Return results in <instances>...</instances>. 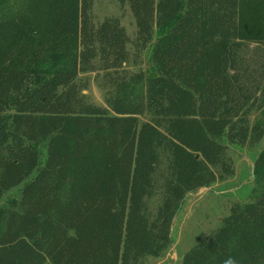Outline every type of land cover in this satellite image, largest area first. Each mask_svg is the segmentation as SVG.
Returning a JSON list of instances; mask_svg holds the SVG:
<instances>
[{
  "label": "trees",
  "instance_id": "obj_1",
  "mask_svg": "<svg viewBox=\"0 0 264 264\" xmlns=\"http://www.w3.org/2000/svg\"><path fill=\"white\" fill-rule=\"evenodd\" d=\"M122 1L137 49L156 32L151 76L127 71L128 37L115 17L93 23V0H21L0 14V264L157 258L185 196L233 177L228 148L264 135V120L249 121L264 113V0ZM95 71L104 106L77 81ZM252 177L255 197L179 264H264V146Z\"/></svg>",
  "mask_w": 264,
  "mask_h": 264
},
{
  "label": "rangeland",
  "instance_id": "obj_2",
  "mask_svg": "<svg viewBox=\"0 0 264 264\" xmlns=\"http://www.w3.org/2000/svg\"><path fill=\"white\" fill-rule=\"evenodd\" d=\"M20 1L0 0V14L12 11ZM91 15L95 25L108 17L117 18L129 40L126 45L129 54L127 71L136 72L141 69L145 76L153 75L150 53L156 39V32L143 50L137 49L134 45L136 37L135 24L125 1L93 0ZM248 27L250 28L249 25ZM252 49L253 46H249L245 58H251ZM101 75L102 73L98 71L81 73L78 75L77 81L81 86L86 87L83 94L89 103L104 106L103 93L105 85L101 80ZM249 117L250 124H253L256 121L264 120V113L253 111ZM149 120L150 115L145 114L139 121ZM263 146L264 135L257 144L251 147L230 146L226 154L233 166V177L187 194L173 217L170 227V244L167 249L157 258H143L139 264H179L183 253L213 232L219 226L221 219L228 214L229 208L233 204H243L251 201L255 197L252 193L254 188L253 161L263 149ZM39 153L42 160L44 155L43 146L39 147ZM161 162L160 172L156 177L157 184L162 181L166 169L165 159L161 158ZM18 189L19 187L10 190L4 198L8 196L16 197ZM159 204L160 196L158 194L148 199L146 201L147 214L154 215Z\"/></svg>",
  "mask_w": 264,
  "mask_h": 264
},
{
  "label": "clouds",
  "instance_id": "obj_3",
  "mask_svg": "<svg viewBox=\"0 0 264 264\" xmlns=\"http://www.w3.org/2000/svg\"><path fill=\"white\" fill-rule=\"evenodd\" d=\"M225 264H233L232 260L229 258L228 260L225 261Z\"/></svg>",
  "mask_w": 264,
  "mask_h": 264
}]
</instances>
